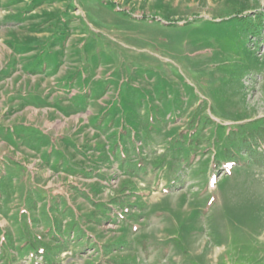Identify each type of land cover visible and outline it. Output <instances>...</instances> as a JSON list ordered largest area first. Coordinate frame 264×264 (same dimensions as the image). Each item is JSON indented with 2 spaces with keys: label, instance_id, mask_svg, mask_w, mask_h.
Listing matches in <instances>:
<instances>
[{
  "label": "rangeland",
  "instance_id": "374dc122",
  "mask_svg": "<svg viewBox=\"0 0 264 264\" xmlns=\"http://www.w3.org/2000/svg\"><path fill=\"white\" fill-rule=\"evenodd\" d=\"M0 264H264V0H0Z\"/></svg>",
  "mask_w": 264,
  "mask_h": 264
},
{
  "label": "crops",
  "instance_id": "0c3cea01",
  "mask_svg": "<svg viewBox=\"0 0 264 264\" xmlns=\"http://www.w3.org/2000/svg\"><path fill=\"white\" fill-rule=\"evenodd\" d=\"M80 150V148H78V151ZM82 150V149H81ZM47 151H48V153H50V155H52V151H50L48 148H47ZM83 151V150H82ZM64 152V151H63ZM65 155H68V154H66L65 152H64V156ZM69 156V155H68ZM70 158V157H69ZM61 169H64V166L62 167H60L59 168V170H61ZM70 169H73V170H71V171H75L74 169H75V165H73V164H71L70 163V168H68L67 170H70ZM85 175V174H84ZM36 185V184H35ZM34 186V185H33ZM34 188H37V187H35L34 186ZM34 190V189H33ZM31 193H32V195H35L34 194V192L31 190V191H28V193H27V197H29L30 195H31ZM32 197V196H31ZM34 197V196H33ZM36 199H37V197H36ZM36 199H33L32 198V201L29 203V215L30 216H32V218L35 220V219H37V217H36V212L38 211V206H36V202H34ZM37 201V200H36ZM63 201L64 200H62L61 198H57V201H55V203H54V205H53V203H52V207H51V209H50V211H49V214L52 216L53 215V213H57V211L58 210H61L62 208H63ZM62 203V208H61V206H60V204ZM38 204V203H37ZM65 215H67V213H63V216H65ZM53 219H55V218H53ZM38 221H39V219H37ZM57 221V220H56Z\"/></svg>",
  "mask_w": 264,
  "mask_h": 264
},
{
  "label": "trees",
  "instance_id": "16d2710c",
  "mask_svg": "<svg viewBox=\"0 0 264 264\" xmlns=\"http://www.w3.org/2000/svg\"><path fill=\"white\" fill-rule=\"evenodd\" d=\"M35 221V223H38L39 221L37 220V219H35L34 220ZM16 223H18V221H15ZM61 230V229H60ZM26 233H24V235H25ZM55 237H58V236H55ZM55 246L54 247H52L51 246V248H64V249H66L65 248V246H63V244H65V243H61V239L60 238H58V240H56V238H55ZM62 246V247H61ZM63 250V249H62ZM61 253V252H60Z\"/></svg>",
  "mask_w": 264,
  "mask_h": 264
}]
</instances>
